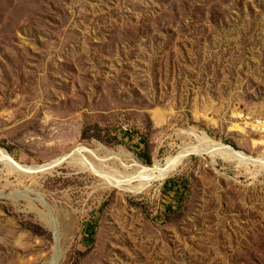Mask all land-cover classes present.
Returning a JSON list of instances; mask_svg holds the SVG:
<instances>
[{
  "label": "rangeland",
  "instance_id": "1",
  "mask_svg": "<svg viewBox=\"0 0 264 264\" xmlns=\"http://www.w3.org/2000/svg\"><path fill=\"white\" fill-rule=\"evenodd\" d=\"M260 118L264 0H0V264H264V168L189 151Z\"/></svg>",
  "mask_w": 264,
  "mask_h": 264
},
{
  "label": "bare ground",
  "instance_id": "2",
  "mask_svg": "<svg viewBox=\"0 0 264 264\" xmlns=\"http://www.w3.org/2000/svg\"><path fill=\"white\" fill-rule=\"evenodd\" d=\"M198 142L199 144L197 146H191L189 148V151H196L200 154H206L211 157H221L225 161L230 163H238V164H250V165H259L262 168H264V158L262 159H255L241 151H237L233 149L232 147L217 142L213 139H211L206 133H201L198 136ZM83 151L76 149L71 154L66 155L64 158L68 157H74V164L79 168V170L83 171H90L89 164L87 162V159L84 155H81ZM187 152H182L178 154L177 156L168 158L164 164L157 163L154 164L152 167H144L139 166L137 164L132 165V173L129 174V177L133 178L135 181H137V185L132 186L131 189L133 191H139L144 188H146L149 184L161 181L171 174H173L178 166L181 164V162L186 157ZM63 160L61 158L58 160L59 162ZM57 161V162H58ZM0 163L4 164L8 167H11L13 169L21 170L24 172L31 173L34 170L38 169L37 166H27V165H21L17 163L12 156L5 150L0 149ZM97 170V169H96ZM102 172V171H101ZM103 174V172H102ZM100 176V175H99ZM127 181V180H126ZM117 185L127 183V182H115ZM128 184V183H127ZM58 255H56L53 260L51 261V264H57L58 263Z\"/></svg>",
  "mask_w": 264,
  "mask_h": 264
},
{
  "label": "built area",
  "instance_id": "3",
  "mask_svg": "<svg viewBox=\"0 0 264 264\" xmlns=\"http://www.w3.org/2000/svg\"><path fill=\"white\" fill-rule=\"evenodd\" d=\"M250 125L253 132L264 137V118L257 119Z\"/></svg>",
  "mask_w": 264,
  "mask_h": 264
},
{
  "label": "water",
  "instance_id": "4",
  "mask_svg": "<svg viewBox=\"0 0 264 264\" xmlns=\"http://www.w3.org/2000/svg\"><path fill=\"white\" fill-rule=\"evenodd\" d=\"M19 175H21V176H22V175H24V173H22V172H21Z\"/></svg>",
  "mask_w": 264,
  "mask_h": 264
}]
</instances>
